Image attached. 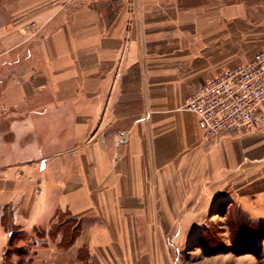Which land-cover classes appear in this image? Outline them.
Instances as JSON below:
<instances>
[{
  "label": "crops",
  "instance_id": "1",
  "mask_svg": "<svg viewBox=\"0 0 264 264\" xmlns=\"http://www.w3.org/2000/svg\"><path fill=\"white\" fill-rule=\"evenodd\" d=\"M262 50L264 0H0V264L13 227L32 264H145L164 236L138 202L264 199V123L208 140L183 109Z\"/></svg>",
  "mask_w": 264,
  "mask_h": 264
},
{
  "label": "rangeland",
  "instance_id": "2",
  "mask_svg": "<svg viewBox=\"0 0 264 264\" xmlns=\"http://www.w3.org/2000/svg\"><path fill=\"white\" fill-rule=\"evenodd\" d=\"M59 149L42 150V156ZM58 158H65V154ZM2 166H5V122L0 121V168ZM44 169L45 163L40 164L39 171ZM257 199L254 196L253 202H246V209L240 206L241 202H166L165 214L162 202H138L142 208L139 214L142 211V215L150 217L164 236L163 242L155 243L158 255L153 256V262L149 256L145 264H264V199L256 202ZM93 221L103 226L101 214L95 215ZM18 230L11 229L10 234L17 235L13 244L9 239L6 246L9 264L29 263L33 259L32 248L39 240L37 232L19 233ZM140 242L143 246L144 241ZM71 263L68 255L61 252L55 261L38 264Z\"/></svg>",
  "mask_w": 264,
  "mask_h": 264
},
{
  "label": "built area",
  "instance_id": "3",
  "mask_svg": "<svg viewBox=\"0 0 264 264\" xmlns=\"http://www.w3.org/2000/svg\"><path fill=\"white\" fill-rule=\"evenodd\" d=\"M183 109L198 116L199 128L208 140L258 128L264 123V50L187 96Z\"/></svg>",
  "mask_w": 264,
  "mask_h": 264
},
{
  "label": "trees",
  "instance_id": "4",
  "mask_svg": "<svg viewBox=\"0 0 264 264\" xmlns=\"http://www.w3.org/2000/svg\"><path fill=\"white\" fill-rule=\"evenodd\" d=\"M72 228H73V226H71L70 224L62 223L55 230L56 232H59V231L65 232V238L63 239V243H65V245H70L73 242L74 238L76 237L77 228H74V230ZM16 235L17 234L14 232L13 233V238H12V241H11L12 244H13V240L15 239ZM22 251L23 250H20V252H22ZM8 253L9 252L7 251V254H6V257H5V264H9L8 261H7L9 259L8 258ZM24 264H32V263L30 261L29 263H24Z\"/></svg>",
  "mask_w": 264,
  "mask_h": 264
}]
</instances>
